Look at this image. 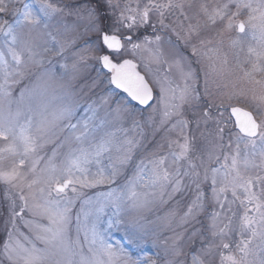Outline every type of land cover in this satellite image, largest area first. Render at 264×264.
<instances>
[{
	"label": "snow or ice",
	"instance_id": "1",
	"mask_svg": "<svg viewBox=\"0 0 264 264\" xmlns=\"http://www.w3.org/2000/svg\"><path fill=\"white\" fill-rule=\"evenodd\" d=\"M0 217V264H264V0H0Z\"/></svg>",
	"mask_w": 264,
	"mask_h": 264
},
{
	"label": "rangeland",
	"instance_id": "2",
	"mask_svg": "<svg viewBox=\"0 0 264 264\" xmlns=\"http://www.w3.org/2000/svg\"><path fill=\"white\" fill-rule=\"evenodd\" d=\"M61 3H75V0H60ZM199 2V0H197ZM75 19L73 16L66 17L65 22L68 24H71L72 21ZM171 19H175V14ZM167 22V21H166ZM184 25L186 26L188 21H183ZM157 28L159 26L157 25ZM141 31H144V29H141ZM176 31L180 33L181 36L184 35L183 30L177 25L176 26ZM151 29H148V34L151 36ZM160 34L163 37V46L169 50L170 52L172 51H179L185 56L191 57V50L189 48H185L184 40L183 39H178L177 36L173 33H170V31H162ZM154 38V37H152ZM169 41H171V46L169 45ZM194 59V58H193ZM90 77H94L96 75L95 71L89 70ZM241 87H244V84H240ZM215 90V89H214ZM53 147V145L49 144L48 149L46 151L50 150ZM89 191L91 194L92 192H95V189L92 190H86ZM71 194V193H69ZM154 219V217H152ZM2 219V217H0ZM147 230L151 231L153 229L159 230L158 225L156 224H148L146 225ZM170 233L167 232H161L160 235H168ZM113 241H119L122 244H127V241L123 239V234L122 233H114L113 235ZM140 247H134L131 245H128L129 250L133 253V258H140V259H149L152 261H155V264H165V256L163 252V241L162 240H157L156 243H153V238L149 237V239L145 241H140Z\"/></svg>",
	"mask_w": 264,
	"mask_h": 264
}]
</instances>
